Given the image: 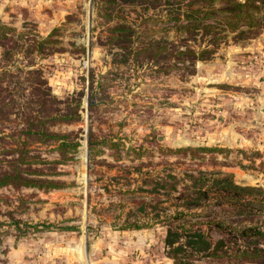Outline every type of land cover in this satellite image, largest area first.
Segmentation results:
<instances>
[{
    "label": "rangeland",
    "instance_id": "1",
    "mask_svg": "<svg viewBox=\"0 0 264 264\" xmlns=\"http://www.w3.org/2000/svg\"><path fill=\"white\" fill-rule=\"evenodd\" d=\"M104 6L100 0H0V105L7 103V116L0 120L5 137L0 165L11 157L7 151L15 139L6 134L21 125L20 113L45 114L49 106L44 93L35 97L31 91H50L59 100L53 106L74 112L76 118L67 124L58 119L48 124L77 142L66 158L54 145H30L29 155L42 160L31 158L35 178L58 187H0V264H100L110 254L119 256L115 264H172L160 243L164 227L155 222V208L148 207L147 215L134 210L139 203L168 204L138 189L153 188L167 171L178 176L183 169L216 171L256 189L243 194L264 198L259 184L264 173V29L239 42L220 43L209 59L194 63L190 74L154 72L150 60L134 63L129 55L117 62L121 57L113 53L123 51L106 40L110 22L99 11ZM121 10L137 32L152 27L140 37L142 43L174 39L160 29L162 22L152 21L165 13L158 6L142 10L122 4ZM32 99L38 107L26 106ZM185 146L211 149L185 156L171 152ZM235 169L253 180L236 176ZM135 219L148 224L121 227ZM192 264L209 263L197 259Z\"/></svg>",
    "mask_w": 264,
    "mask_h": 264
},
{
    "label": "trees",
    "instance_id": "2",
    "mask_svg": "<svg viewBox=\"0 0 264 264\" xmlns=\"http://www.w3.org/2000/svg\"><path fill=\"white\" fill-rule=\"evenodd\" d=\"M104 7L102 17L110 22L106 27L107 42H112L123 52H114L119 56L117 62H125L130 55L134 63L147 62L155 68L154 72L168 73L176 69L185 74L193 71L194 63L206 60L217 50L218 46L231 40L239 42L255 35L264 29V0H100ZM122 4L139 6L145 10L148 6L157 7L165 13L154 16V23L164 24L160 29L174 39L167 42V38L148 39L141 42L142 35L152 27L143 28L137 32L122 13ZM141 17V16H139ZM145 20L139 23H144ZM153 23V24H154ZM171 30V31H170ZM136 40L135 48L125 44ZM204 42L203 45L193 47L190 42ZM128 48V49H127ZM151 67V66H150ZM35 71H30L34 73ZM44 93L49 106L45 114L35 110L33 114L20 113L21 125L13 127L6 134L15 139L12 149H5L11 157L3 160L0 165V187L37 186L42 188L58 187V183L47 179H36L37 171L29 168L32 162H42L29 155L35 143L54 145L60 157L73 152L77 142L68 132L51 130L48 121L58 119L64 124L76 118L74 112L65 107L62 109L53 106L57 104L50 91H31L35 97ZM34 104L38 107L37 99H32L26 106ZM7 103L0 105V120L7 116ZM24 114V115H23ZM53 124V123H52ZM3 130L0 129V133ZM5 138L3 134L0 139ZM87 144L90 145V131L87 135ZM32 145V146H33ZM110 146H113L111 144ZM206 146H185L171 149L172 153L186 155L210 150ZM167 171L156 179L153 188L138 189L145 193H156L159 199L167 201V205H150L139 203L134 207L136 212L144 215L146 211L155 208L156 221L164 227L160 243L165 255L172 264H192L194 260L202 259L209 264H264V198L261 194L245 195L242 191L256 190L250 186H236L228 175H218L216 171L197 169L190 171L183 169L180 175ZM150 181V179L148 180ZM224 183V184H223ZM151 184V183H150ZM155 186V187H154ZM157 187V188H156ZM135 190H127L131 193ZM152 200L154 196L150 197ZM160 201V200H159ZM157 204V203H156ZM173 206L166 215L165 209ZM159 209V211L157 210ZM135 211H130L135 212ZM163 217L160 218L159 212ZM134 214V213H133ZM136 219L121 224L122 228H140L147 226Z\"/></svg>",
    "mask_w": 264,
    "mask_h": 264
},
{
    "label": "crops",
    "instance_id": "3",
    "mask_svg": "<svg viewBox=\"0 0 264 264\" xmlns=\"http://www.w3.org/2000/svg\"><path fill=\"white\" fill-rule=\"evenodd\" d=\"M233 173L236 174V176L242 178V179H245V180H248V181H252L253 180V176L249 173H245V172H242V171H239L238 169H235L233 170ZM257 173V172H255ZM259 175V174H258ZM259 184L260 186H263L264 185V173L261 174V177H259ZM233 185H236V186H240V185H237V184H234L232 182ZM240 187H244L243 185H241ZM251 187V186H250ZM98 240V239H97ZM99 241V240H98ZM98 241H95L94 245H93V250H96L97 249V246H96V242ZM116 257L119 258V256H116V254H110L109 258H107V256L103 257L101 260H99V262H101L100 264H115L117 261ZM93 264H96L93 262Z\"/></svg>",
    "mask_w": 264,
    "mask_h": 264
},
{
    "label": "water",
    "instance_id": "4",
    "mask_svg": "<svg viewBox=\"0 0 264 264\" xmlns=\"http://www.w3.org/2000/svg\"><path fill=\"white\" fill-rule=\"evenodd\" d=\"M79 251H76L77 252V255H78V258H81V251L80 249H78Z\"/></svg>",
    "mask_w": 264,
    "mask_h": 264
}]
</instances>
